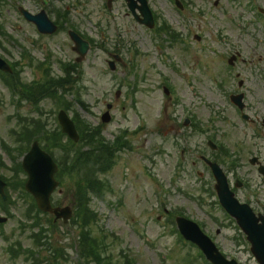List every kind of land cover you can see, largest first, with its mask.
Listing matches in <instances>:
<instances>
[{"label": "rangeland", "instance_id": "obj_1", "mask_svg": "<svg viewBox=\"0 0 264 264\" xmlns=\"http://www.w3.org/2000/svg\"><path fill=\"white\" fill-rule=\"evenodd\" d=\"M180 1L182 9L175 0H149L158 18L157 27L150 30L134 20L125 0H50L52 17L58 18V11H68L67 29L74 26L94 41L82 64L79 92L84 106H76L70 115L102 124L101 115L108 104H113L114 121L104 124L106 139L112 141L121 130L131 135L139 132L134 138L140 140L139 145L130 142L131 148L119 155L114 168L100 176L114 191H108L105 200L93 198L91 206L98 214V224L93 228L114 236L106 244L118 263L128 257L136 264H208L196 247L181 240L177 216L169 214L172 211L200 224L229 258L240 264H258L242 233L218 204L214 179L200 159L202 155L215 156L233 182V178L249 182L245 189H239L241 198H254L253 193L260 188L255 199L264 202V179L249 164L255 155L264 161V130L242 120L230 100L232 94L243 92L246 112L254 118L264 117V19L257 11V6L264 7V0ZM13 2L33 11L42 8L31 0H8ZM13 8L12 4L4 7L0 18L5 20L8 35L18 41L3 42L0 54L9 62L16 55L19 58L21 47L29 40L27 35L35 31ZM166 29L178 36L162 33ZM67 31L45 42L68 63L76 54ZM235 53L241 57L232 69L228 60ZM116 54L122 61L111 71L109 61ZM239 80L244 81L242 88ZM164 87L170 89L169 95ZM74 99L75 95L69 98ZM30 108L26 107L22 116L30 122L32 117H39L38 124H44L47 137L56 131L53 102L45 104L40 116ZM12 111L8 92L0 83V145L4 140L15 143L11 135L19 124ZM186 119L193 121L185 126ZM192 125L201 130L189 128ZM210 139L230 154L211 151L207 146ZM2 152L0 159L9 164ZM76 179L66 180L64 193L54 195V202L74 209ZM19 194L11 192L16 202L10 207L12 218L0 227V264L25 261L23 257L17 263L9 261L7 247L14 241L25 247L36 246L29 239V225L27 232L22 229L30 201ZM124 200L126 207L119 204ZM73 225L62 226L54 239V246L59 243L68 258L61 264H79L82 260L77 252L81 249L77 246L79 229Z\"/></svg>", "mask_w": 264, "mask_h": 264}, {"label": "water", "instance_id": "obj_2", "mask_svg": "<svg viewBox=\"0 0 264 264\" xmlns=\"http://www.w3.org/2000/svg\"><path fill=\"white\" fill-rule=\"evenodd\" d=\"M129 6L134 13L135 17L142 24H146L149 27L154 26L152 13L147 6L146 0H137L141 2L142 6H138L137 1L128 0ZM136 8H138L144 19H141L137 13ZM28 19L33 20L39 26V29L43 33H54L56 28L53 27L52 23L47 18L46 14L42 12L36 17H31L29 14L25 13ZM73 40L76 42L78 51L82 58H85L88 50L89 44L83 41L79 36L71 33ZM232 62V61H231ZM0 68L7 70L8 67L4 62L0 60ZM243 96L234 99V101L243 108L242 105ZM247 117V116H245ZM61 118V123L64 128V132L67 133L73 139H77V132L74 127L73 122L63 115ZM215 172L216 178L218 180V185L216 189L219 193V197L222 205L225 209L237 219L239 225L248 235L249 241L252 243V252L257 258L260 264H264V228L258 225L257 219H255L252 212L246 207L241 206L235 200L233 193L230 192L227 179L223 174L222 170L217 165H212ZM24 169L29 173V181L26 185L27 190L32 193L39 204L40 209L46 212L55 213L58 218H64L66 222L72 217V212L70 208L65 209H53L51 205V194L58 187V182L55 180V174L58 170L56 164L52 158L43 152L38 144L36 143L33 147L31 153L26 157L24 161ZM5 185L0 180V194L4 195ZM263 225H264V218ZM178 223L183 235L186 239L191 240L196 243L201 250L205 253L207 258L213 264H237L234 262L227 261L217 250L215 245L211 240L204 235L201 229L194 223L187 221L185 219H178Z\"/></svg>", "mask_w": 264, "mask_h": 264}, {"label": "trees", "instance_id": "obj_3", "mask_svg": "<svg viewBox=\"0 0 264 264\" xmlns=\"http://www.w3.org/2000/svg\"><path fill=\"white\" fill-rule=\"evenodd\" d=\"M98 149L100 151L98 153H82V158L80 160H69L72 165L67 164L66 167L67 174L81 173V179L75 183L74 194L77 203V213L80 216L78 218L82 221L81 225L83 226H90L92 224L90 215L92 197L97 196L101 199L105 197L104 191L106 186L103 182L98 180L97 175L105 173L107 170L109 150H107V147H100ZM78 155L79 154L76 153V156ZM36 226L38 227L39 225ZM34 238L36 240L39 239V235H36ZM84 248L87 252H90L87 243L84 244Z\"/></svg>", "mask_w": 264, "mask_h": 264}, {"label": "flooded vegetation", "instance_id": "obj_4", "mask_svg": "<svg viewBox=\"0 0 264 264\" xmlns=\"http://www.w3.org/2000/svg\"><path fill=\"white\" fill-rule=\"evenodd\" d=\"M31 1L34 2V3H36L34 0H31ZM34 29H35V31H37L35 27H34ZM37 36H38V39L36 41L37 47H35L33 45V42L35 41L34 37H30L29 40H28V43H29V52H30V59H31V63L30 62L29 63L31 64V67L32 68H36V67L38 68L39 65H40V63H38L37 60L34 58L35 57V51L36 50H47L48 49V45L45 44V42L43 41L44 39H47L48 37H44V36H40V35H37ZM72 51H73V49H72ZM52 57H53L54 63L55 64H59L57 55L54 54V55H52ZM45 66H47V65H45ZM75 81H76V83L78 82V76H76ZM118 93H120V92H118ZM118 95L119 94L116 93V96H118ZM120 95H121V93H120ZM112 122H113V120H112ZM193 128H195V125L193 126ZM123 132H120L119 134H116V135L113 136L114 143H118V141L120 140V138L124 135ZM138 134H139L138 131H134L132 135L131 134L126 135L124 137V139H122V141H124L127 145H129L130 142L136 141L138 143V145H139L140 140L139 139H135L134 140L135 136L138 135ZM127 149H128V147H124V150L125 151ZM252 203H253V206H254L253 208L255 209V211L258 214H260V213L264 214V204L263 203L257 202L255 200V198L252 199Z\"/></svg>", "mask_w": 264, "mask_h": 264}]
</instances>
